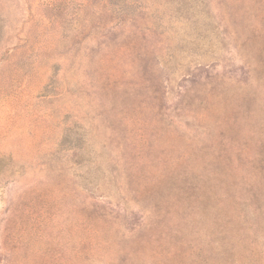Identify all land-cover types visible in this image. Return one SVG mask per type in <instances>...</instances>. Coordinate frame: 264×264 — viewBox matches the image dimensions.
<instances>
[{
  "label": "rangeland",
  "instance_id": "374dc122",
  "mask_svg": "<svg viewBox=\"0 0 264 264\" xmlns=\"http://www.w3.org/2000/svg\"><path fill=\"white\" fill-rule=\"evenodd\" d=\"M0 264H264V0H0Z\"/></svg>",
  "mask_w": 264,
  "mask_h": 264
}]
</instances>
